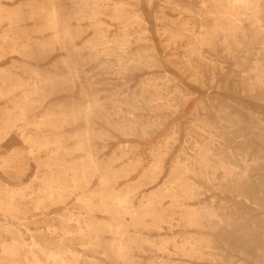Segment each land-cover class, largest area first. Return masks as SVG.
Listing matches in <instances>:
<instances>
[{"label": "bare ground", "instance_id": "bare-ground-1", "mask_svg": "<svg viewBox=\"0 0 264 264\" xmlns=\"http://www.w3.org/2000/svg\"><path fill=\"white\" fill-rule=\"evenodd\" d=\"M190 1L160 5L171 55L201 87L230 60V90L264 104V0ZM138 2L0 0V264H264V115L201 104L166 167L178 132L162 111L183 94L167 73L128 87L158 68ZM99 77L119 86L94 90ZM160 132L142 167L132 140Z\"/></svg>", "mask_w": 264, "mask_h": 264}, {"label": "rangeland", "instance_id": "rangeland-1", "mask_svg": "<svg viewBox=\"0 0 264 264\" xmlns=\"http://www.w3.org/2000/svg\"><path fill=\"white\" fill-rule=\"evenodd\" d=\"M165 0H151V3L147 5V0H139L138 9L141 11L144 19L147 22V38L149 39V43L153 46L156 53V61L158 68H150V69H142L135 71L128 78L129 89H134L138 85V82L146 77H159L161 73H167L172 76L176 82V85L179 87V91L183 94L182 98L176 100V113H173L170 110L162 111V115L168 118L166 121V128L169 129L171 127H175L178 132V140L173 145L170 150L169 155L166 159L165 166L168 167L169 162L174 159L175 156L179 154L181 149L184 146V141L188 134L194 133L193 126L191 122H193L192 117L194 115H201L200 108L201 104H208L212 99L219 98L218 102H226L231 105L234 103L241 104L246 108L254 110L258 113H262L264 115V104L256 103L254 101L248 100L245 97H242L239 92L240 88L236 83H233V90H230L232 85V80H236V78L232 74V62L230 60H226L225 64H222L223 71L220 70L219 66L214 67V69L209 72L204 71L202 73L201 81L203 86L201 87L198 83H196L191 77L190 74L183 69L181 65H179V61L177 63V57L171 55L173 53L171 50L166 48V40L161 35V28L163 25L167 24L169 20L175 19V13L170 11L169 9H164L163 13L160 14L159 11L162 10L161 4ZM186 2V1H185ZM68 3V0H66ZM190 3L194 5L195 1L191 0ZM132 5V3H131ZM161 16L162 21H156L155 17ZM29 25V24H28ZM115 32V28H110V34ZM91 35V31L87 29L84 34V38ZM148 43V42H147ZM142 44H146V42H142ZM135 46L132 47V49ZM176 52L179 54L181 52V48H177ZM62 52L57 51L53 55L47 57L44 62H41V66L46 68L50 64H52L57 58L62 55ZM179 56V55H177ZM17 59L16 56H7V59L1 67H10L13 61ZM217 65V64H215ZM105 77V76H104ZM104 77H99L96 79V83L93 85L94 90H111L115 86H119L118 82L109 81L110 86L105 85ZM227 77H233L232 79H228ZM107 78V77H106ZM213 78V79H212ZM160 80V79H158ZM212 81V82H211ZM161 84V83H160ZM217 86H220V89H217ZM164 86L162 85V88ZM173 85L169 86L167 90H171ZM67 96L66 94L59 95L60 98ZM218 104V103H216ZM215 104V105H216ZM166 132V130H165ZM162 136V132L157 133L156 135L149 136L145 140L135 139L132 140L131 144L138 145L137 154L140 156L142 163L141 166L144 167L149 162V150L152 148L154 144L159 140ZM124 141L119 136H114L111 138L108 143L106 149L102 154L109 155L113 150L117 148V146ZM22 144L17 137L11 139L6 146V150L12 149H22ZM185 150V149H184ZM188 153L189 151H185ZM34 172V165L29 163L28 170L26 176L23 178L24 180L28 179L29 175H32ZM215 197V193H206L203 195L202 200L211 201V197ZM177 264H180L178 260H176ZM213 264H227L225 263H213Z\"/></svg>", "mask_w": 264, "mask_h": 264}]
</instances>
